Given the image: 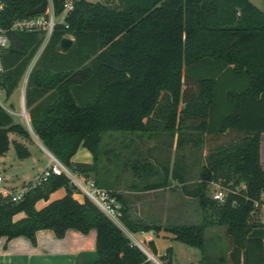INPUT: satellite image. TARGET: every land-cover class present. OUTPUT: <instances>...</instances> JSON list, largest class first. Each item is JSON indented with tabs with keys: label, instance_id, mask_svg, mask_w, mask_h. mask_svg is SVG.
Here are the masks:
<instances>
[{
	"label": "trees",
	"instance_id": "16d2710c",
	"mask_svg": "<svg viewBox=\"0 0 264 264\" xmlns=\"http://www.w3.org/2000/svg\"><path fill=\"white\" fill-rule=\"evenodd\" d=\"M1 1L0 24L6 27L43 0ZM62 1L53 0L56 14ZM8 35L0 82L7 95L44 38L37 30ZM63 36H72L66 49L59 45ZM24 104L31 130L52 154L71 171L93 174L96 185L112 189L129 230L170 231L199 250L200 264H226L227 258L233 264H264V225L253 218L254 200L264 191V11L251 0H76L30 68ZM157 130H184L193 146L204 149L194 188L186 189L179 178L184 193L197 199L201 214L196 221L131 217L126 196L102 175V161L109 163L112 153L121 158L118 173L126 167L137 178L130 186H169L174 166L146 155L125 156L115 145H105L111 132ZM9 133L31 137L0 105V156L10 141L17 157L29 156L27 146ZM80 145L91 152V162L71 160ZM209 182L228 188L223 200L206 194ZM22 186L26 189L18 200L0 193V237L24 235L34 243L41 228L58 237L69 228L95 229L93 264H156L92 199L73 196L80 189L66 173L51 172ZM59 187L65 189L62 196L36 207ZM19 212L24 214L15 218ZM214 225L224 226L231 237L227 253L218 234L205 237ZM149 246L155 252L152 241ZM160 258L172 264V247Z\"/></svg>",
	"mask_w": 264,
	"mask_h": 264
},
{
	"label": "rangeland",
	"instance_id": "374dc122",
	"mask_svg": "<svg viewBox=\"0 0 264 264\" xmlns=\"http://www.w3.org/2000/svg\"><path fill=\"white\" fill-rule=\"evenodd\" d=\"M261 8L264 9V6H261ZM58 18L59 17L57 16L56 19ZM43 42H42L43 46L41 45L37 50L35 56L29 63L27 69L20 78L18 85L13 90V92L7 95L5 90H3L0 93V101L6 107L19 112L18 114L12 113L14 120L19 121L24 126H26L31 133V137L28 138L27 142L25 143L27 148L31 152L29 156L21 158L19 161H17L16 160L17 155L13 143L12 141H10L9 148L5 152L2 158L3 161L2 159L0 160V172H4L3 166L5 162L9 163L12 161H16V163L21 162L20 168L26 169L25 172L22 174L16 170V172L19 174V177L13 176L9 178L8 176L9 173L5 172L6 174L5 177H7L6 179L8 180H3L2 182H5L7 185L11 186L10 187L11 190H14L15 188L14 186L20 185L24 179L25 180L31 179L32 181H34L37 177L36 173L40 171V169L44 167L46 163H48L49 161V156L46 153V148H44L42 142L29 127L25 115L23 113H20L22 108L24 107L25 112L27 114V110L24 104V97H22L24 96L23 85H25L27 74L30 68L32 67L35 59L37 58L38 54L41 53V51L43 50L46 44V42L44 43ZM195 133L196 131H192V134ZM9 134H14V133H9ZM140 134L141 133L139 132H133V133L122 132V131L111 132L110 134L106 135L104 138L105 145L106 146L115 145L116 149L121 150L122 154H124L125 156L133 157L136 155L138 156L146 155L152 160L158 162L159 164L166 163L169 166H172L173 161L175 160L177 161L181 156H184L186 161L185 173L187 175V180H188V183H186L187 184L186 189L192 190L194 188V183L197 181L199 176L198 165L202 160H204V149L201 146L196 147L189 145L186 140H183V138H187L188 136V133L184 130L179 132L177 131L175 132V134L173 133L174 135L164 130H157L153 133L145 132L142 136ZM178 137L182 138L183 141L178 142ZM124 142L129 144L128 148L121 146L122 143ZM110 156H111V162L106 164L104 163V161H102L103 177H107L110 181L112 180L116 188L117 189L119 188V191L125 196H127V198L132 199L134 203L137 204L139 202L140 204V201L142 200H147L148 202H150L151 208L149 210H141V207H139L141 214L147 213L149 215L150 220H155L162 223L196 221L199 218L201 211L197 199L192 196H185L183 190L180 189V186L176 183L177 180L175 178L171 179V183H173V185H169L167 186V188L156 190L153 191L152 193H132L128 188L133 181V177L132 174L130 173V170L126 167H123V170L119 171L118 173L117 170L119 169L117 168V164L118 163L120 164L121 158H119V156L118 157L114 156L112 153L110 154ZM72 173L75 172L72 171ZM76 174L78 175V176L76 175L77 179L85 183H87L88 180L94 181L93 174H90L87 177L85 176L82 177V175L77 172ZM117 174L119 175L118 181H114L113 178L114 176H117ZM68 176L70 177L72 182L77 184L74 179L76 177H73L71 174H69ZM215 183H217L218 185H222L220 182H209L206 187V194L208 196H211L212 190L216 186ZM80 193L82 195H86V193L82 189H80ZM259 199H261V203L255 208V211L253 213V218H255V220L258 223L264 225V195L261 194ZM118 218L120 219V216ZM216 230L217 231L215 232L211 230V228H207L205 231V237L207 238L212 234H218V237L220 238L221 241V245L225 248V252L228 251V249H230V247L232 246V242L231 239L229 238V235L225 233L224 227H220ZM178 244H181V246H186V248L192 247L198 250L196 247L187 245L181 241H179ZM183 256L184 254L182 255L179 254L178 257L181 258ZM226 264H232V262L227 258Z\"/></svg>",
	"mask_w": 264,
	"mask_h": 264
},
{
	"label": "crops",
	"instance_id": "0c3cea01",
	"mask_svg": "<svg viewBox=\"0 0 264 264\" xmlns=\"http://www.w3.org/2000/svg\"><path fill=\"white\" fill-rule=\"evenodd\" d=\"M251 1L255 5H257L259 8H261V6H264V0L263 1L262 0H251ZM262 10L264 11V9ZM60 19L61 17H59V20ZM68 37L72 39V36H68ZM25 85H26V82H25ZM25 85H23L24 86L23 93L25 91ZM15 113L18 114L19 112L15 111ZM28 121H29V118H28ZM145 132H139V133H141L140 135L142 136ZM9 137L11 140H16V141L22 142L23 144H25L28 140L25 137L17 133L9 134ZM184 140H186L189 145L193 146V143H191L192 139L190 135H188L187 138H184ZM44 148L46 147L44 146ZM4 154L0 156V160L3 158ZM20 159H21L20 157H16L17 161H19ZM71 160L91 162L92 155H91V152L86 147L80 145L78 149L76 150V152L71 156ZM108 162H111V159ZM260 162H261V165L264 167V131L261 133ZM203 163H204V160L200 162V164L198 165V168H200L201 164ZM48 164H49V161L48 163H46L44 167H46ZM185 164H186L185 158L184 156H181L177 161L176 160L173 161L172 166H169L170 169L173 166L175 167L176 176L173 178L177 180L176 183L180 186V189H182L181 188L182 182L179 181L180 177L185 179L184 181L185 183H188L187 175L185 173L186 172ZM20 166H21V162H18V163H16V161H12L9 163L5 162L3 166L4 172H0L3 180H8L6 179L7 177H5L6 175L5 172L9 173L8 174L9 178L13 176L19 177V174L16 172V170L19 171L21 174L24 173L26 169L25 168L22 169L20 168ZM44 167H42L40 171L36 173V175H38ZM73 174L77 179L78 175L76 174V172ZM198 174H199V169H198ZM81 175L82 177L84 176L83 174ZM132 177H133V180L137 179L133 174H132ZM198 179H199V176H198ZM28 181H32V180L24 179L20 185L14 186L15 187L14 189L21 187L24 183ZM170 185H173V183H171ZM215 185H216L215 187H217L218 184L215 183ZM2 187L3 189L11 190L10 188L11 186L7 185L5 182H2ZM128 188L130 189V192L132 193H152L153 191L167 188V186L159 187V188H152V189H138L135 186H129ZM118 192H120L119 188H118ZM64 193H65L64 187H59L53 190L49 194V198L47 200L45 199L38 200L36 202V207H41L44 204H46L49 200L60 197ZM184 195L189 196L187 195V193H184ZM73 196L79 201H82L84 198V195H82L80 192H74ZM127 204L129 206V213L131 217L149 219V215L147 213L145 214L140 213L139 207H141V210H149L151 208L150 202H148L147 200H142L140 201V204L139 202L136 204L133 202L132 199L127 198ZM23 214H24L23 212H19L18 214L15 215V218L20 217ZM111 218L128 235L131 241L137 244L138 246H140L142 250L147 254V257L151 259L153 262H155L156 264H165L164 261L160 258V256L165 253V250L168 246L172 247V264H200L199 250H196L192 247L186 248V246H181V244H178L179 241L175 239L174 234L172 232L166 231V230H160L159 232H155L152 229L145 230V231L144 230L131 231L121 221V219L119 218L114 219L113 217ZM220 227H224V226L214 225L209 228H211V230L216 232L217 231L216 229ZM95 235H96L95 229H90L88 232L83 233L77 229L69 228L66 230L63 236L58 237L55 235L52 229L41 228L35 232V242L34 243L27 236H24V235L14 236L9 239H7L5 236H2L0 237V264H93L94 260L97 257L96 246H95ZM229 238L231 239L230 236ZM150 241L154 243L155 252H153L149 246ZM179 254L181 255L184 254V256L179 258L178 257Z\"/></svg>",
	"mask_w": 264,
	"mask_h": 264
},
{
	"label": "built area",
	"instance_id": "2783aa9c",
	"mask_svg": "<svg viewBox=\"0 0 264 264\" xmlns=\"http://www.w3.org/2000/svg\"><path fill=\"white\" fill-rule=\"evenodd\" d=\"M76 0H63L62 1V10L59 14H56L54 11L53 0L47 2V6L44 11L34 14H28L27 16L15 18L8 26H2L0 24V82L3 73L5 72V67L2 59L3 51L9 46V35L8 31L10 30H26V31H43L44 38L43 41L47 42L55 24L59 21H62L64 15L73 7ZM92 1H103V0H92ZM4 7V2L0 0V10ZM61 17L59 20L56 17ZM43 42V43H44ZM43 46V44H42ZM4 90V88L0 84V93ZM0 105L4 107L8 112L15 113L14 110L6 107L1 101ZM25 115L27 119V123L30 127V123L28 121L25 108L23 107L21 112ZM31 128V127H30ZM46 153L49 156V164L42 169V171L37 175L36 179L33 181L34 183L39 182L41 179L45 178L49 173H67V175L71 174L73 177L74 174L72 171L54 154H52L49 150L46 149ZM76 181V185L80 189H82L86 195L92 199L107 215L113 217L114 219H118L120 216V203L116 199V196L113 194V191L109 188L98 186L94 181L88 180L87 183L74 178ZM2 175L0 174V193L3 195H8L11 200H18L22 194L24 193L26 186L18 187L14 190H6L2 187ZM228 188L226 186L217 185L212 190L211 197L217 200H223ZM264 195V191L261 193ZM261 203V199L254 200L255 208Z\"/></svg>",
	"mask_w": 264,
	"mask_h": 264
},
{
	"label": "water",
	"instance_id": "95a60500",
	"mask_svg": "<svg viewBox=\"0 0 264 264\" xmlns=\"http://www.w3.org/2000/svg\"><path fill=\"white\" fill-rule=\"evenodd\" d=\"M47 2H48V0H43L37 6L28 8L27 14H34V13H39V12L44 11L46 6H47ZM71 41H72V39L70 37L63 36L59 42L60 48L66 49L70 45Z\"/></svg>",
	"mask_w": 264,
	"mask_h": 264
}]
</instances>
